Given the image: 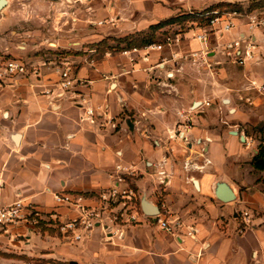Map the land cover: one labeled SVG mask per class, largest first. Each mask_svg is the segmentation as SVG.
<instances>
[{
	"label": "crops",
	"instance_id": "0c3cea01",
	"mask_svg": "<svg viewBox=\"0 0 264 264\" xmlns=\"http://www.w3.org/2000/svg\"><path fill=\"white\" fill-rule=\"evenodd\" d=\"M251 1L53 0L47 35L4 47L0 67L15 58L39 75L0 85V206L20 200L39 217L0 225V264H264V169L251 164L264 145V88H256L264 86V27L252 31L255 58L242 66L224 46L245 31V10L206 44L193 39L194 27L174 25L167 33L181 31L180 41L161 49L88 46L181 12ZM60 52L72 66L65 91L57 85ZM116 164L133 170L140 212L142 199L156 205L181 223L174 232L142 215L112 224L105 212L80 240L59 232L52 215L65 221L78 211L54 195L80 192L101 207ZM218 182L232 200L215 196Z\"/></svg>",
	"mask_w": 264,
	"mask_h": 264
},
{
	"label": "built area",
	"instance_id": "2783aa9c",
	"mask_svg": "<svg viewBox=\"0 0 264 264\" xmlns=\"http://www.w3.org/2000/svg\"><path fill=\"white\" fill-rule=\"evenodd\" d=\"M68 3H83L85 0H66ZM84 4V3H83ZM212 17L209 23L205 26H200L196 21L188 22L186 28H195L193 39L207 43L208 33L223 34L231 31L235 26V19L242 15L237 10H218L211 11ZM246 19L245 31L238 32L237 35L229 40L224 48L226 54L232 59L235 64L244 65L246 62L255 58L257 49L255 40L252 36V31L258 27H264V14L256 12L244 13ZM75 20V19H74ZM91 24H101L104 20H88ZM182 37L181 31L167 33L161 43L151 44L149 47L161 49L164 46L171 45L180 41ZM135 49V48H134ZM58 73L60 79L57 82L58 88L61 91L67 90L72 83L70 72L72 70L71 63L67 59H62L59 63ZM33 74L36 77L39 75V70L35 67L28 68L25 63L18 59H7L0 67V85L5 78L15 75ZM255 83H253V86ZM257 89H262L264 86L257 85ZM45 94H50L51 90L45 89ZM59 94H61L59 92ZM87 114L95 115V110L87 109ZM108 124H113V118H108ZM116 184L101 191L98 195L101 207L89 206L84 203L85 196L80 192H60L54 195V200L57 204H63L77 209V215L65 220L58 221L56 214L52 215L54 226L60 233L70 236L73 240H80L85 233L90 232L96 224H100L105 218L112 224H134L140 222L139 215L144 218H149L160 229L174 232L180 226V222L176 219H171L166 213L158 211L154 215L142 214L137 202V191L128 182V177L133 174L130 166L123 164L115 165ZM159 174L165 179L167 176L165 171H159ZM160 180L162 184L165 180ZM121 184V185H118ZM105 212V214H104ZM104 214V215H103ZM29 216L34 218L39 217V213L32 208L28 211L20 200H16L8 205L0 206V225L11 224L18 221L26 220ZM244 222L248 221V214H243ZM106 232L113 233L110 229ZM190 233V232H189Z\"/></svg>",
	"mask_w": 264,
	"mask_h": 264
},
{
	"label": "rangeland",
	"instance_id": "374dc122",
	"mask_svg": "<svg viewBox=\"0 0 264 264\" xmlns=\"http://www.w3.org/2000/svg\"><path fill=\"white\" fill-rule=\"evenodd\" d=\"M52 1L53 0H9V3L0 8V56L3 54V49L7 45H20L23 38H25L27 42L37 43L39 38H42L50 32V19L52 15L50 4ZM244 4L245 3H240V5H237L233 9L243 12V10H245L242 7ZM238 6L242 9L240 10ZM257 9V11L256 9L251 11L255 10L258 14H264V8ZM171 29L172 27L167 30ZM163 30L166 29L163 28L156 32L158 40L162 38V33L160 32ZM113 39L117 40L118 37L110 36L109 39L105 40L107 44H115L116 42L113 41ZM95 44L97 43H91L88 44V46H94ZM64 57V52H60L57 54L56 60L61 61Z\"/></svg>",
	"mask_w": 264,
	"mask_h": 264
},
{
	"label": "trees",
	"instance_id": "16d2710c",
	"mask_svg": "<svg viewBox=\"0 0 264 264\" xmlns=\"http://www.w3.org/2000/svg\"><path fill=\"white\" fill-rule=\"evenodd\" d=\"M236 2H219L213 5H210L201 10H190L178 13L174 16L161 20L157 23L149 25L146 30L137 31L135 33L127 34L123 37H118L117 40H114L115 44H107L105 39L106 37L94 46L95 52L105 51L107 49H116V50H130L134 48H143L151 44L163 42V34H166L168 30H163L162 38L160 40L156 37V32L162 30L163 28H171L174 25H177L181 28L185 26L188 22L196 21L198 25L205 26L209 23V19L212 17L211 11L218 9L222 10H231L236 7ZM241 10L242 8L238 6ZM264 8V0H253L246 7V12H251L253 9ZM251 164L255 169H264V145H259V151L253 156Z\"/></svg>",
	"mask_w": 264,
	"mask_h": 264
},
{
	"label": "water",
	"instance_id": "95a60500",
	"mask_svg": "<svg viewBox=\"0 0 264 264\" xmlns=\"http://www.w3.org/2000/svg\"><path fill=\"white\" fill-rule=\"evenodd\" d=\"M7 4V0H0V8ZM243 138V136H241ZM215 196L221 201H229L234 198L231 189L225 182H218L215 187ZM141 211L146 215H154L158 212L156 205L147 202L145 199L141 201Z\"/></svg>",
	"mask_w": 264,
	"mask_h": 264
}]
</instances>
